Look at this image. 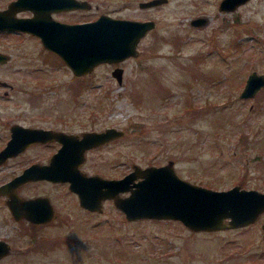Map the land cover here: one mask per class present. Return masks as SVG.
Listing matches in <instances>:
<instances>
[{
	"label": "rangeland",
	"instance_id": "1",
	"mask_svg": "<svg viewBox=\"0 0 264 264\" xmlns=\"http://www.w3.org/2000/svg\"><path fill=\"white\" fill-rule=\"evenodd\" d=\"M90 1L87 16L153 18L156 25L138 40V55L119 62L121 83L113 63L74 77L56 59L44 61L48 52L34 37L6 36L13 54L0 65V80L14 86L0 84V147L15 120L47 125L63 117L77 129L115 124L126 131L115 150L102 147L87 159L101 173L121 177L133 162L163 164L170 157L182 177L205 186L242 181L239 187L264 190V85L253 96L237 94L248 71L264 74V0L230 11L217 8L220 0H167L144 9L139 0ZM200 14L206 21L199 27L188 23ZM188 98L204 110H186ZM41 153L32 147L1 163L0 182ZM21 189L53 194L58 213L71 217L36 230L16 221L0 194V237L11 243L0 264H264L263 212L250 225L195 231L173 218L126 219L109 203L90 217L45 182Z\"/></svg>",
	"mask_w": 264,
	"mask_h": 264
},
{
	"label": "water",
	"instance_id": "2",
	"mask_svg": "<svg viewBox=\"0 0 264 264\" xmlns=\"http://www.w3.org/2000/svg\"><path fill=\"white\" fill-rule=\"evenodd\" d=\"M48 1L17 0L16 3L33 7L37 13L29 18L15 19L10 26L38 32L42 44L49 50L58 52L74 74H85L102 61L118 62L125 60L129 55L136 56L139 38L145 35L150 27L156 25L152 18L143 20L133 17H114L108 13L99 14L94 20H84V22H59L48 18L46 13ZM84 1L86 0L83 2L67 0L66 5L71 8L73 5L88 6L87 1ZM161 1L164 2V0H140L139 4L147 7ZM244 1L220 0L217 8L230 11L235 5ZM189 21L200 25L206 21V18L200 14L191 17ZM7 58L8 53H0V62ZM122 71L124 68L121 66L115 67L112 71L118 83L123 80ZM243 83L237 94L241 98L253 96L256 90L264 85V74L256 70L248 71ZM53 131L51 128L24 126L15 122L11 125L10 138L0 149V164L7 161L8 156H14L22 149H26L31 141H45L54 135L65 142L64 139L72 136L64 131ZM125 132L123 128L114 126L100 132H84L81 140L85 144L81 146L82 152L75 165L80 164L85 157L84 148L91 144L99 145L115 136L121 137ZM64 145L62 144L57 152L51 154L47 163L32 161L18 174L11 176L5 182H0V193L4 194L5 205L15 219L24 217L37 223L51 220L53 209L48 204L49 199L43 195L25 197L19 193L20 184L32 179L37 180L39 177L69 181V187L77 192L81 206L100 210L103 199L109 197L127 219L173 218L195 231L240 227L252 223L264 211V190L239 187L234 183L226 188L205 186L198 181L194 182L182 177L174 167L175 161L170 157L163 164L148 163L142 166L139 162H133L131 169L121 177H108L97 173L88 175L76 167L67 166L68 155L64 151L66 147ZM10 251V243L1 237L0 258Z\"/></svg>",
	"mask_w": 264,
	"mask_h": 264
},
{
	"label": "flooded vegetation",
	"instance_id": "3",
	"mask_svg": "<svg viewBox=\"0 0 264 264\" xmlns=\"http://www.w3.org/2000/svg\"><path fill=\"white\" fill-rule=\"evenodd\" d=\"M16 1L17 0H0V53L1 52L8 53V58L6 60H3L2 62H0V65L5 64L6 61L8 62L11 59V57H12V54L13 53L7 52V50L5 48V45L7 43L6 42V36L14 35V36H17L18 38L19 37L21 38L22 36H25V37L27 36L28 38L34 37L36 40H38L40 42V44L43 47V49L48 52L43 57L44 61H47V62H50V63H54L55 64V62H56L55 59H56L57 61L60 62V64L62 66H66L69 69H71L67 65V62L66 61H63V59L60 57V55L58 54V52H56L55 50L54 51L53 50H49V48H46L42 44L43 42L40 39V36L38 35V32H36V31H27V29H23V28L18 29L17 27L12 26V25L10 26V24L12 23V21L15 20V19L17 20V19H19L21 17H27V18H29L31 16L36 15V13H37L36 9H34L33 7L23 5L22 3H20V4L19 3H16ZM86 1L88 3V6H85V5L81 4L83 6L73 5V7L71 8V7H68L66 5L67 4V0H49L48 1V6L46 7L47 8L46 13H47L49 19H51V20L52 19L53 20H57L59 22L67 21L69 23H74V22H79V21L80 22H84V20H94L97 15H94L93 17H90V16H87L85 14L86 13L85 12V9H91L92 8L91 1L90 0H86ZM86 1H84V2H86ZM139 1H138V4H139ZM142 1H144V0H142ZM165 1H167V0H164V2ZM79 2H83V0H79ZM161 2H158L154 6L153 5H148L147 7L153 6V8H154V7L160 6ZM147 7H143L142 6L143 9L144 8H147ZM99 14H103V13L99 12ZM116 16H119V15H116ZM116 16H114V17H116ZM123 18H125V17H123ZM137 18H139V17H137ZM137 18H133V19H137ZM140 19H143V18H140ZM143 20H146V19H143ZM189 20H190V18H189ZM188 23H190L192 25H195V27H199L201 25V24L199 25L197 23L196 24L195 23H191L190 21H188ZM149 29H151V27ZM143 36H145V35H142V37ZM129 56H134V55H129ZM122 60H124V59H122ZM102 62H99V63H102ZM108 62L109 63H113L114 68L115 67H118V66H121L119 64V62H121V60H119L118 62L107 61V62H103V63H108ZM99 63H97V64H99ZM35 69H38V66H35ZM92 71L93 70L88 71L87 73H90ZM87 73H85V74H74V73H72V74H73L74 77H76V76L77 77H84V76L87 75ZM0 84H2V85L3 84L4 85H9V88H11V87L14 86V84L8 83V81L5 80V79L0 80ZM70 121H72V120H70L69 118L57 117V119L56 118L55 119H51L47 123V125H45V124L42 125V123H37V122H36V124H32V123L22 124L20 121H17V120H15L13 122H10L9 125H8L9 126V129H8L9 130V134H8V138L7 139L10 138L9 136L11 134V125L14 124L15 122H19V123H21V125H24V126H26V125H32V127L42 126L45 129L51 128V129L54 130L53 132L64 131V133H67V134L70 133V134H72V136L71 137L69 136L67 139H64L65 142H63L58 137H54V135H52L51 137H48V139L45 140V141H43V140L31 141V142H29L27 144L26 149H24V150L22 149L21 151H19L14 156H12V155L8 156L7 157L8 158L7 160H9L10 157L15 158V157H17L18 155H20L22 153L24 154L25 152H27L28 149H30L32 147L33 148L36 147L37 149L38 148L41 149V150L43 149L45 151V154L44 153L43 154L41 153L40 155L37 154L38 155V156H36L37 158L36 159H31L30 161H28V163H30L32 161H34V162H38L39 161V162L47 163L49 161V158H51V154L53 152L54 153L57 152V150H59V147H61L62 144L63 145L65 144L64 146H66V147H64V151L68 155V160H67V163H66L67 166L73 167V168L76 167L78 170L83 171V172L87 173L88 175H92V173H97L99 175H105V176H108V177L119 176V175H113L112 176V174L101 173V172L97 171V169H95L94 166H92V165L91 166H88L87 165V159H88V157L90 155L89 153L91 151H95L96 150L97 153H99L102 147L106 148L107 146H110V149H111L110 151L111 152H112V148L115 150V146L117 144L116 139L118 138L117 136L112 137L108 141L101 142V144H99V145H97V144L92 145L91 144L89 147L84 148L83 149V154H85V157L83 158V160L81 161L80 164L75 165V163L77 162V159L80 157V152H82L81 146H84V144H85L81 140L82 139V136L84 135V132L85 133L86 132H90V131L100 132L101 130H103L105 128L107 129V128H110V127H113V126L116 127V128H118V127L115 124H110V125H107V126L105 125V126L100 127V128H95V127H90V126L89 127H85V126L83 127L82 126V127H79L77 129V128H74L73 127V125L70 123ZM72 123H74V122H72ZM5 143H6V141H5ZM5 143H4V145H5ZM2 147H0V149ZM34 150H36V149H34ZM5 162H7V161H5ZM28 163H26L25 165L22 164L21 169L18 170V172L21 171L25 166H27ZM109 164L111 165V167L114 166L113 161L110 162ZM18 172H15L11 176H14V175L18 174ZM11 176H9L8 178H10ZM31 182H35V183L45 182L46 184H49V185L50 184L56 185L57 189H60V191L57 190L59 192V195L60 196H61V193L60 192H62V194H66V195H68L70 197H73L72 202H74V204L75 203L78 204V206L80 207V209L82 210V212H85L90 217H94V216H99L100 217L102 215V213H103L104 208H106L105 205H107L108 203L111 204L112 206H115L113 204V202H112V199H110L109 197H107V198H104L103 199V201L101 203L102 208L100 210L99 209H94V208L93 209H90L89 207L81 206L79 204V200L80 199L77 196V192L75 190H73L72 188L69 187V181H67L66 179L56 180V179H52V178L48 179V178H45V177H39V179H37V180L32 179V180H29L28 182H25V183L23 182L22 184H20L18 186L19 193L22 194V195H24L25 197H29V196H33V195H35V196L43 195L45 198L49 199L48 204L50 205V207L52 206V209H53L52 218L48 222L47 221H41V223H37L35 221L26 220L24 217H20L19 219H15V220L16 221H25L28 224V226H30V227L32 226L36 230L38 229L37 227H40L41 225H45V224L48 225V224H50L55 218L61 219V220L62 219L66 220V218L71 217V215L68 212L58 213L59 209L57 208V205H56V203L54 201L55 200L54 195L51 194V193L49 194L46 191H40L38 193H35V192L29 193V195L23 194L21 192L22 191L21 188L23 186L31 183ZM1 195H3V199H4L5 198L4 197V194H1ZM115 207L118 208L117 206H115ZM262 212L264 213V211H262ZM57 215H59V217H57ZM13 218H15V217H13ZM126 219H127V217H126ZM254 221H256V220H254ZM254 221H252V222H254ZM263 223H264V214H262L261 221L259 223V227L262 230L264 229V227L262 228V224ZM250 224L251 223H249V224L246 223V224H243V225H250ZM242 226H240V227H242ZM236 228H238V227H236ZM221 229H225V228H221ZM36 230H35V232H36ZM10 247H11V243H10ZM34 248L40 249L41 247L40 246H37V244H36L34 246Z\"/></svg>",
	"mask_w": 264,
	"mask_h": 264
},
{
	"label": "trees",
	"instance_id": "4",
	"mask_svg": "<svg viewBox=\"0 0 264 264\" xmlns=\"http://www.w3.org/2000/svg\"><path fill=\"white\" fill-rule=\"evenodd\" d=\"M228 98V97H227ZM184 107L186 108V110H190V112L191 113H200L201 111H203L204 110V108L203 107H199L198 106V103L197 102H195V103H193L192 101H191V98H188V99H186L185 100V102H184ZM203 109V110H202ZM209 182H211V181H209ZM209 182H208V184H209ZM240 183H242V181H240ZM240 183H238V184H240Z\"/></svg>",
	"mask_w": 264,
	"mask_h": 264
}]
</instances>
